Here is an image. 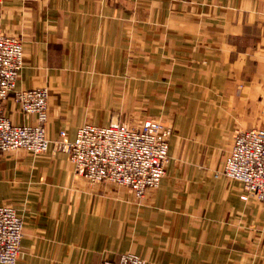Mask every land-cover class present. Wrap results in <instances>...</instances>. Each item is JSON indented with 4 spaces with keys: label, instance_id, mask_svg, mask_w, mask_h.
I'll return each instance as SVG.
<instances>
[{
    "label": "crops",
    "instance_id": "crops-1",
    "mask_svg": "<svg viewBox=\"0 0 264 264\" xmlns=\"http://www.w3.org/2000/svg\"><path fill=\"white\" fill-rule=\"evenodd\" d=\"M0 34L23 44L15 90H48L51 142L147 118L172 129L141 201L77 175L52 143L0 153V205L23 221L18 264H264V204L215 175L238 133L264 128V0H0ZM3 112L35 122L13 98Z\"/></svg>",
    "mask_w": 264,
    "mask_h": 264
},
{
    "label": "built area",
    "instance_id": "built-area-1",
    "mask_svg": "<svg viewBox=\"0 0 264 264\" xmlns=\"http://www.w3.org/2000/svg\"><path fill=\"white\" fill-rule=\"evenodd\" d=\"M23 44L15 37L0 34V153L23 150L34 157L45 155L52 143L68 155L75 173L92 184L109 183L128 188L138 201L158 187L169 163V138L172 129L151 118L129 125H84L73 142L62 131L55 141L46 133L48 90L16 91L23 66ZM23 117L34 123L13 124L4 115L9 99ZM222 175L240 184L243 191L264 204V128L238 133L225 157ZM23 221L10 204L0 205V264H18L21 254ZM99 264H144L133 253L123 254L117 262L103 259Z\"/></svg>",
    "mask_w": 264,
    "mask_h": 264
}]
</instances>
